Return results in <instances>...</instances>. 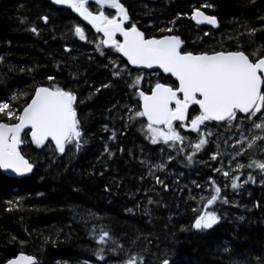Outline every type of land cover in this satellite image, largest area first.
Here are the masks:
<instances>
[{"label": "trees", "instance_id": "obj_1", "mask_svg": "<svg viewBox=\"0 0 264 264\" xmlns=\"http://www.w3.org/2000/svg\"><path fill=\"white\" fill-rule=\"evenodd\" d=\"M121 2L129 9L132 22L147 36H160L162 33L158 29L173 27L170 21L175 20L173 34L185 42V50L194 53L221 50V47L235 50L236 45L228 39L229 35L240 24L259 28L258 17L264 15V0H256L255 5L250 0ZM205 3L214 5L203 10L218 17V28L199 27L193 23V9ZM45 14L50 17L47 25L38 19ZM24 17L32 23H21ZM33 23L40 29L39 36L29 30ZM75 25L84 28L87 41L77 39L72 31ZM91 30L70 9L55 6L49 0H0V56L6 58L0 64V99L7 100L17 91L31 92L35 83L45 86L55 83L74 89L78 98L84 100L77 111L87 140L79 153L64 156L55 153L52 145L40 149L29 144L22 147V151L38 161L33 173L14 178L0 172V264L20 252L36 256L38 264H119L126 258L124 253L106 252L105 261L92 255L91 250L100 247L91 234L93 225L97 230L101 227L110 230L119 238L118 243L125 252L147 249L142 253L146 264H159L157 256L163 257L169 249L179 252L178 256L171 257L179 264H229L231 260L260 264L264 260V194L261 192L252 196L251 205L246 206L248 210H224L219 202L218 207L211 210L222 214L224 219L212 231H180L181 228L190 229L196 215L193 209L202 210L201 205L210 198L203 191L199 194L193 181L200 184L211 177L209 164L225 169V163L231 159L226 157L228 150L220 144L218 160L209 158L212 152H200L189 164L185 158L187 152L178 154L163 143L151 144L140 131V122L125 128L127 113L123 106H130L135 100L126 84L114 79L110 68L105 67L109 65V57L101 56L96 47L102 38ZM247 39L242 38L241 43ZM255 41L264 44V33L258 32ZM65 47L72 51L65 52ZM101 50H110L111 60L121 65L126 63L114 49L103 47ZM6 65L34 67L35 70L31 73L9 71ZM130 69L133 76L142 74L145 77L141 84L144 90L149 88V81L154 83L158 77L161 82L174 81L160 71ZM72 73H77V78H73ZM48 76L55 77L54 81H48ZM109 81L115 87L102 88L95 93V88ZM90 93L93 95L88 99ZM194 107L198 111V106ZM105 124L118 130L116 141L109 140L110 131L102 130ZM209 125L217 124L211 121L207 122V127ZM219 128L224 133L225 128ZM181 132L195 142V132L185 129ZM209 139L212 141V137ZM106 143L115 152L111 158L104 153ZM120 147L124 152L118 150ZM210 147L216 150L214 143ZM169 154L175 158L173 161L168 160ZM261 155L257 152L253 158H261ZM141 160L145 164L142 165ZM149 161L167 165L164 170L153 169V172L169 186L168 190L148 175ZM243 162L248 163V155L243 156ZM215 177L216 174L212 176ZM106 187L110 190L106 191ZM201 196L205 200L200 202ZM21 198V210H6L7 201ZM148 199L154 203L148 204ZM257 204L260 206L255 207ZM146 211L150 215H145ZM89 212L95 213V218L89 217ZM240 216L244 217L243 221L238 219ZM46 237L50 239L46 241ZM136 237L139 239L132 244ZM225 247L231 250L230 254L224 253Z\"/></svg>", "mask_w": 264, "mask_h": 264}, {"label": "snow or ice", "instance_id": "obj_2", "mask_svg": "<svg viewBox=\"0 0 264 264\" xmlns=\"http://www.w3.org/2000/svg\"><path fill=\"white\" fill-rule=\"evenodd\" d=\"M53 3L68 6L97 33H102L103 38L96 46L101 56L105 55L101 49L106 46L126 58L123 65L117 60H110L109 65H105L106 68H110L114 79L126 84L135 100L134 104L123 106L127 113L125 128L132 123L140 122V131L151 144L163 143L178 154L187 152L185 158L191 164L196 154L200 152H212L210 159L213 161L221 156L219 139L223 134L213 133L211 130L202 131V128H207V122H218L216 126H223L226 132L235 129L237 138L231 145L235 155L229 161L230 170L226 171L221 167L215 168L214 171L229 179L233 190L241 189L243 185L249 183H256V176L252 172H248L247 178L240 182L245 168L258 170L260 183L264 184V44H256L255 41L258 32L264 33V15L258 17L261 22L259 28L240 24L239 28L234 29L233 34L229 35L228 39L236 45L235 50L221 47V50L194 53L185 50V42L179 35L173 34L175 20L170 21L173 27L158 29L162 33L160 36H147L137 23L132 22L129 9L121 0H94L98 6L96 11L90 9V0H53ZM250 3L255 5L256 0H250ZM213 7V4L205 3L202 7L194 8L191 19L198 25L207 24L218 28L220 25L218 17L203 10ZM106 8L114 10V13H107ZM38 19L45 25L50 21L47 14L39 16ZM21 23L32 22L24 17ZM240 28H243V31H240ZM29 30L37 36L40 35V29L34 23ZM72 31L80 40L87 39L83 27L75 25ZM118 35L123 39H117ZM245 37L248 39L242 44L241 39ZM64 51L70 53L72 49L65 47ZM5 59L4 56H0V64H3ZM128 65L147 69L155 67L175 79L172 83H167L161 82L158 77L154 83L149 81V88L144 90L141 84L145 77L142 74L133 76ZM6 67L9 71L28 73L35 70L34 67L27 69L12 65ZM71 75L77 78L78 74ZM47 79L54 81L55 77L48 76ZM113 87L115 85L109 81L95 88V93H99L102 88ZM92 95L90 93L88 99ZM83 102V99L78 98L76 90L55 83L48 86L35 83L31 92L17 91L7 100L0 99V169L18 176L33 173L38 161L22 151V147L29 144L40 149L52 145L54 152L60 156L79 153L87 144L84 124L77 111L79 104ZM194 106H198V111ZM116 107L117 105H113V108ZM120 119L123 120L124 117L121 116ZM181 129L195 132L197 134L195 142L183 135ZM102 130L111 132L109 140H117V129H110L105 124ZM213 135L217 136V141H210L209 138ZM230 139L231 136L224 139L223 143L228 144ZM213 143L216 146L215 151L210 147ZM118 150L124 152L122 147ZM163 151L161 149V152ZM257 152L262 154L261 158H253ZM104 153H107L109 158L115 155L107 143L104 146ZM245 155H248L247 164L236 161L237 157ZM167 158L169 161L175 159L170 154ZM232 161H236L235 168H231ZM140 163L143 165L145 161L141 160ZM166 167L164 163L148 162V175L154 178L156 184L162 185L164 190H168L169 186L159 176L154 175L153 169L162 171ZM140 179L143 180L144 177L141 176ZM209 182L210 198L201 205L202 210L193 209L196 215L190 229L181 228V232L190 230L209 232L224 219L222 214L210 209L217 202L228 204L229 199L222 195V188L216 180L209 177ZM196 187L200 188L201 185L196 184ZM224 187L227 188L228 184ZM105 190L110 189L106 187ZM190 198L196 199L195 196ZM200 200L204 201L205 197L201 196ZM147 202L154 203L152 199H148ZM7 204V211H19L23 207V199L9 200ZM128 211L131 212L132 209ZM145 215L150 213L146 211ZM88 216L95 218V213L89 212ZM238 219L243 221L244 217L240 216ZM91 234L100 246L91 252L100 261H105V253L109 252L124 253L126 258L120 260L119 264H146V258L142 253L147 249L138 252H131L129 249L125 252L123 246L118 243L119 238L114 237L113 233L104 227L97 230L93 225ZM45 239L47 241L50 238ZM138 239L139 237H136L131 243L135 244ZM148 243L150 244L151 240H148ZM223 251L226 254L231 252L228 247ZM178 255V251L173 252L169 249L163 257L157 256V260L159 264H179L177 259L171 258ZM5 264H38V261L36 256L20 252L7 259ZM229 264H244V261L231 260ZM260 264H264V260L260 261Z\"/></svg>", "mask_w": 264, "mask_h": 264}, {"label": "flooded vegetation", "instance_id": "obj_3", "mask_svg": "<svg viewBox=\"0 0 264 264\" xmlns=\"http://www.w3.org/2000/svg\"><path fill=\"white\" fill-rule=\"evenodd\" d=\"M89 7H90V9L91 10H93V11H96L97 9H98V6L97 5H95V3L93 2V1H91L90 0V3H89ZM105 11L107 12V13H109V14H113L114 13V10H110V9H105ZM131 17V16H130ZM84 26H86L87 27V25H84ZM100 36V35H99ZM101 37V36H100ZM102 38V37H101ZM117 39H119V38H117ZM93 44V43H92ZM107 47L105 46V49H106ZM105 53V55H107L109 58L107 59L108 60V62L111 60V58H110V56H111V54H112V52L110 51V50H108V51H105L104 52ZM104 57V56H103ZM125 61V60H124ZM126 62V61H125ZM130 67V66H129ZM131 68V67H130ZM129 68V69H130ZM131 70V69H130ZM241 115H243V114H241ZM255 119V118H254ZM257 122H259V121H257ZM215 124H217V123H215ZM210 126V125H209ZM214 128H213V127ZM211 127L213 128V129H218V130H220L219 132L221 133V134H223V131L219 128V126H216V125H212ZM224 133H225V135L227 136L226 138H228L229 136H233L234 134H235V129H233L232 130V132H226V131H224ZM233 141H235V140H233V139H230L229 140V142H228V144H226V146L225 145H223L224 147H225V149H227L228 150V153L229 154H227L226 155V157L227 156H229L231 159H232V156H234L235 155V153L232 151V147H231V145L232 144H234L233 143ZM212 150L214 151V148L212 147ZM210 156H211V154L209 155V158H210ZM200 158H203V155L202 156H200ZM230 159V160H231ZM236 161H239L240 163H243V164H245L244 162H243V157H237L236 158ZM236 161H232V163H231V168H235V163H236ZM210 165H212L211 166V169H213L212 171H211V178H212V176L213 175H215L216 174V177L215 178H212V179H214V180H216V182L218 183V184H223V185H225V184H228V187L227 188H225V187H223V193H222V195H225L226 194V196L228 197V199H229V203L228 204H222L221 203V207H222V209H226V210H231L232 208H234V209H238V210H240V209H243V208H245L246 206H250L251 204H250V202H251V198H252V196H254V195H257L258 196V194L261 192V193H263L264 194V184H261L260 183V173H259V171L258 170H256V169H248V168H245L244 170H243V174L241 175V183L247 178V173L248 172H252L255 176H256V183H249V184H246V185H243V187L241 188V189H238V190H233L231 187H230V180L229 179H226L221 173H217V172H215L214 171V168H216L217 167V164H210ZM226 165H227V167H226ZM214 167V168H213ZM224 167H225V169L224 170H226V171H228V170H230V168H229V162H227V163H225V165H224ZM208 182H209V179H208ZM210 183V182H209ZM196 184H198V182H196ZM197 189H200V188H197ZM210 191V193H211V190H209ZM229 195V196H228ZM247 208V207H246ZM264 208V207H263Z\"/></svg>", "mask_w": 264, "mask_h": 264}, {"label": "water", "instance_id": "obj_4", "mask_svg": "<svg viewBox=\"0 0 264 264\" xmlns=\"http://www.w3.org/2000/svg\"><path fill=\"white\" fill-rule=\"evenodd\" d=\"M52 4H54V5H56V6H59V7H61V6H64V7H67V8H69L68 6H66V5H57V4H55V3H53V0H49ZM91 1H93L94 2V0H91ZM74 14H76L84 23H86V25H88L89 27H91L92 28V26L87 22V21H84L83 20V18L82 17H80L77 13H75L74 11H72ZM193 21V20H192ZM196 25H198L195 21H193ZM198 26H207V27H212V26H210V25H207V24H199ZM214 28V27H213ZM93 29V31L94 32H96L95 31V29L94 28H92ZM97 33V32H96ZM98 34H101L102 35V33H98ZM103 36V35H102ZM117 37H119L121 40L123 39L121 36H117ZM121 57H122V54H121ZM125 61H126V58H124V57H122ZM132 68H134V69H139V70H145V71H149V72H153V71H161L162 72V70H160V69H158V68H153V69H147V68H136L135 66H132V65H130ZM170 75V74H169ZM173 79H175L174 77H173ZM0 172L2 173V174H4V175H6V176H9V177H14V178H23V177H26V176H29L30 174H27L26 176H18V175H16V174H14V173H11V172H5L4 170H2V169H0ZM3 264H5V263H3Z\"/></svg>", "mask_w": 264, "mask_h": 264}, {"label": "bare ground", "instance_id": "obj_5", "mask_svg": "<svg viewBox=\"0 0 264 264\" xmlns=\"http://www.w3.org/2000/svg\"><path fill=\"white\" fill-rule=\"evenodd\" d=\"M54 5V4H53ZM56 6V5H55ZM59 7V6H58ZM61 7H63V8H65L64 6H61ZM76 15V14H75ZM77 16V15H76ZM132 20V19H131ZM80 21L81 22H83L81 19H80ZM84 23V22H83ZM194 23V22H193ZM81 24V23H80ZM86 24V23H85ZM195 24V23H194ZM196 25V24H195ZM197 26V25H196ZM199 27H207V26H199ZM211 28H213V27H211ZM87 29V28H86ZM92 31V30H91ZM92 34V33H91ZM74 35V34H73ZM75 36V35H74ZM87 36H88V34H87ZM77 37V36H76ZM79 37H77V39H78ZM88 38V37H87ZM90 39V38H89ZM79 41V40H78ZM87 41V40H86ZM89 41V40H88ZM92 41H93V39H92ZM85 43V42H84ZM91 43V42H90ZM94 43H95V41H94ZM88 47V46H87ZM89 49V48H88ZM92 49V48H91ZM94 52H96V50L94 51ZM129 66V65H128ZM135 76V75H134ZM132 104H134V103H132ZM131 104V105H132ZM177 159V158H176ZM210 161V160H209ZM203 165V164H202ZM206 165V164H205ZM210 165V164H209ZM212 166V165H211ZM223 166V165H222ZM221 167V166H220ZM219 167V168H220ZM226 167H227V165H226ZM214 168V167H213ZM215 169V168H214ZM213 170V169H212ZM213 172V171H212ZM206 179H204V180H202V181H200V184H201V187H200V189H198V190H200L199 191V194H202V193H200L201 191H203V193L205 192L206 194H207V196H210V191L208 190V189H206L207 188V185H209L210 183L208 182V181H205ZM197 181V180H196ZM197 188V187H196ZM194 192V191H193ZM196 192V191H195ZM206 194H203V195H206ZM200 199V198H199ZM198 199V200H199ZM200 202H201V200H200ZM218 204H220L219 202H217V204H215V205H213V206H211V208H214V207H218ZM220 208H222V207H220ZM247 210L249 209L248 207L246 208ZM18 255V254H17ZM28 255V254H27Z\"/></svg>", "mask_w": 264, "mask_h": 264}, {"label": "rangeland", "instance_id": "obj_6", "mask_svg": "<svg viewBox=\"0 0 264 264\" xmlns=\"http://www.w3.org/2000/svg\"><path fill=\"white\" fill-rule=\"evenodd\" d=\"M207 130H211L213 133H220L217 129H213L211 126H208L206 129H204V128H202V131H207ZM212 137V141H217V136L216 135H213V136H211ZM226 135L223 133V135L220 137V139H219V143L220 144H223V145H225L226 146V144L225 143H223V140L224 139H226ZM237 137H236V134H234L233 136H232V139L233 140H235ZM235 141H233V143H234ZM227 147V146H226ZM205 181H208V179H206ZM220 185V184H219ZM221 186V188H222V191H223V187H224V185L223 184H221L220 185ZM206 189H209V190H211V188H210V184L209 185H207V188ZM223 193V192H222ZM226 195V194H225ZM229 196V195H228ZM246 208V207H245ZM212 209V208H211ZM210 209V210H211Z\"/></svg>", "mask_w": 264, "mask_h": 264}]
</instances>
